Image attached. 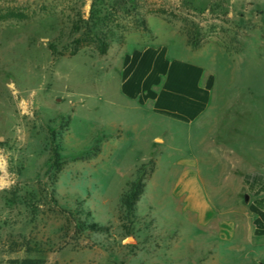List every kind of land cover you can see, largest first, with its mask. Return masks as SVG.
<instances>
[{
    "label": "rangeland",
    "instance_id": "1",
    "mask_svg": "<svg viewBox=\"0 0 264 264\" xmlns=\"http://www.w3.org/2000/svg\"><path fill=\"white\" fill-rule=\"evenodd\" d=\"M147 45L204 67L200 120L121 96ZM191 156L233 220L234 159L264 174V0H0V264H264V236L223 239L174 191Z\"/></svg>",
    "mask_w": 264,
    "mask_h": 264
},
{
    "label": "crops",
    "instance_id": "2",
    "mask_svg": "<svg viewBox=\"0 0 264 264\" xmlns=\"http://www.w3.org/2000/svg\"><path fill=\"white\" fill-rule=\"evenodd\" d=\"M171 54L172 50L166 45H147L127 54L120 67L119 91L122 97L138 101L143 106L152 103L151 111L157 115L190 125L209 110L214 84L210 79L203 82V66ZM241 158L238 156L239 160ZM238 159H234L232 169L239 175L242 169L246 189L238 192L242 193L241 196L247 194V198L230 212L234 214L233 220L225 219V213L221 211H214L207 199L205 192L208 188L200 179L197 156L184 161L174 191L185 194L196 219L221 238L234 239L241 231L244 238L250 240L252 236H264V174L255 169L244 171L246 168ZM192 191L200 193L199 198L191 195ZM227 222L230 223L228 227Z\"/></svg>",
    "mask_w": 264,
    "mask_h": 264
},
{
    "label": "trees",
    "instance_id": "3",
    "mask_svg": "<svg viewBox=\"0 0 264 264\" xmlns=\"http://www.w3.org/2000/svg\"><path fill=\"white\" fill-rule=\"evenodd\" d=\"M52 142H55V136H52ZM60 150L59 151H63V148H59ZM55 151V150H54ZM55 154H58V152H54ZM71 156H74L75 158H78V157H87V159H89V156L87 155V153H85L84 151L82 150H76V149H73V150H70V153H69ZM137 175L136 176V179L133 180L131 183H130V187L128 188V190L126 191V193L124 194V197L125 199L127 200V205L131 206L132 204H134L139 196L143 193V185H142V179H143V172L141 170V168L138 170L137 172Z\"/></svg>",
    "mask_w": 264,
    "mask_h": 264
},
{
    "label": "water",
    "instance_id": "4",
    "mask_svg": "<svg viewBox=\"0 0 264 264\" xmlns=\"http://www.w3.org/2000/svg\"><path fill=\"white\" fill-rule=\"evenodd\" d=\"M131 239H132V237H130V236L127 238L128 241H130Z\"/></svg>",
    "mask_w": 264,
    "mask_h": 264
}]
</instances>
